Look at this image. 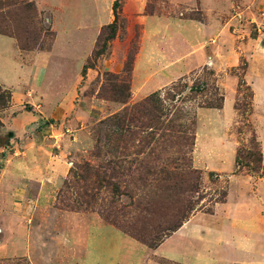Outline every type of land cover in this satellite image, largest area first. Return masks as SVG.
I'll use <instances>...</instances> for the list:
<instances>
[{"label": "rangeland", "instance_id": "1", "mask_svg": "<svg viewBox=\"0 0 264 264\" xmlns=\"http://www.w3.org/2000/svg\"><path fill=\"white\" fill-rule=\"evenodd\" d=\"M0 1V27L16 39L25 63H34L29 57L34 52H51L56 42L55 57L45 67L51 90L47 108L75 95V108H67L62 120L40 119L38 104L25 106L39 121L30 126L29 136L44 127L71 129L63 147L70 172L49 180L46 199L30 200V194L26 203L33 216L25 215L23 225H14L21 228L22 234L16 230L21 242L35 226L42 240L67 245L75 240L81 218L68 227L53 226L56 214L45 212L52 205L70 218L86 217L83 234L88 241L91 227L108 228L109 233L100 228L93 234L109 246L105 261L96 246L98 264H264V76L257 72L264 70V0H219L221 17L203 8L201 0H119L116 18L117 0H45L41 6L39 0ZM149 17L175 19L185 26L178 40L155 35L154 41L160 56L166 57L172 47L171 63L185 67V75L144 88L146 83L138 81L145 78L148 65L143 57L136 68V60ZM115 19V38L95 57L104 30ZM219 19L225 29L217 37L194 42L191 21L213 25ZM13 49L4 44L3 57ZM222 96L224 107L214 108L222 104ZM150 97L151 104L140 106ZM130 110L145 120L130 123L131 133L117 146L110 138L119 130L109 120ZM22 119L18 117L20 126ZM12 137L0 126V144ZM259 152L260 164L255 161ZM0 203L5 210L16 206L13 200ZM38 206L45 213L33 211ZM235 210L253 212L258 225L253 232L230 228L226 220L232 218L226 214ZM5 221L2 214L0 222ZM182 222L181 228L192 223L195 233L178 237V231L166 232ZM138 234L163 240L150 248ZM181 242L184 249H179ZM20 246L25 248L26 242ZM62 252L50 257V264H81L73 245ZM7 256H0V264H31L23 255Z\"/></svg>", "mask_w": 264, "mask_h": 264}, {"label": "crops", "instance_id": "2", "mask_svg": "<svg viewBox=\"0 0 264 264\" xmlns=\"http://www.w3.org/2000/svg\"><path fill=\"white\" fill-rule=\"evenodd\" d=\"M43 2H45V0H39L38 5L41 6ZM171 2L179 3L180 1L171 0ZM188 2H193V0H188ZM201 3L203 8L214 9L213 15L221 17L219 9L221 7V1L209 0L210 4L206 5L205 0H201ZM147 19L143 46L137 57L138 60H136V68L137 61L139 62L143 57L148 65L145 78H143L142 82L138 81L142 86L146 83L144 88L154 87L156 85L155 80H157V82L162 79L170 80L172 77L178 76L179 73L185 75V67L182 69L179 67L177 68L171 63L174 59L171 58V55L174 54L172 47L170 53L166 55V57L163 55L160 56L158 54L157 42H154L155 35H158L161 39L164 38L165 40L171 38L169 41L178 40L181 35L179 34V31L185 26L181 25L180 22L175 19L174 22L157 17H149ZM191 23L192 24L189 26V32L192 33L193 36L190 37L198 44L201 42V39L211 40L213 37H217V35L220 34L218 32L225 29V25L220 19L213 25H205L198 23L197 21H191ZM199 24H202V26L204 25L203 28L200 27ZM158 31H161V34H157ZM196 35H198L199 39ZM191 38H189L190 41ZM4 44L13 45L15 47L13 52L6 54L5 58L2 54L4 53V50H1ZM55 47L56 42L51 52H34L29 55V57H31L30 59H32L31 62H34V65H28L29 63H25L22 58V53L18 47L16 39L0 35V85L5 89L11 90L13 95L11 106L0 111V126L2 130H4L5 133L13 135L6 145H3L4 143L0 144V163H2L0 168V202L13 200L14 205H16L12 207V209L6 208V210L0 205V216L3 214L6 219L5 222H0L2 227L0 229L2 239L0 242V256L9 254L7 257L16 258L23 255L28 257V261L31 264H50V257H57L63 253V249H67L69 246L73 245L77 258L80 259L81 264L84 263V260H86L85 264H94V261L97 260L95 252L100 249L101 254L99 257L102 256L103 261H105L108 257L109 246L106 241L105 243H99L96 241L93 234L96 229L101 228L108 233L109 230L106 226L102 225V227H98L97 225H95L96 227H91L92 234L88 241L87 235L84 238L83 234V232L86 233V222H84V220L87 219L86 217L80 216L70 218L71 215L65 216L66 214L61 213L60 209H57L52 205L47 207V211H45L46 213H51L53 216L56 214L51 223L53 226L58 225L68 227L72 224V219H74L73 221L76 223L80 221L81 218L82 223L78 225L80 228L78 230L76 229L74 233L75 240H72L69 245H67L68 242L65 241H47L40 239L41 231L37 230V226H35L31 227V229L29 228L28 232H25L27 239L24 241L26 242V246L23 248V246L20 245H23L24 242L19 240V235L16 232L17 230L19 234H22L21 228L20 230L19 228H14V225L16 224H24H22V222H24L23 219H25V215L33 216L34 214L30 211V208L26 203L28 202L27 200L30 194L33 193L32 196H36H33V198L31 196V198H29L30 200L46 199V192L51 188L50 183H48L49 180L53 181L56 180V178H65L70 172L65 164L66 149H63V147L66 146L65 137L71 135V129L44 127L40 130L38 129L35 135L29 136L30 126L37 125L39 121H37V118L30 116L29 112L24 111L26 105L38 104V107L43 109V112L38 113L40 119L47 120L49 117L52 118L53 116H57V119L62 120L63 117L66 116L67 108H75L73 103L75 100L74 93L71 94L72 97L70 99H65L64 97L57 105L50 109H48L46 105V103L49 102L51 90L49 87L50 85L47 84L49 79L48 69H45V67L49 60L55 57L53 56ZM212 58L213 57L210 56V60H212ZM176 60L178 61L177 58ZM201 60L202 59H199V62ZM50 63L51 61L49 64ZM167 63L171 65H166ZM262 68L264 69V66ZM55 69L58 70L57 67H55ZM257 72H260L259 74L262 73L261 77L264 76V70L262 72ZM157 74L159 75L158 78H153V76ZM150 80H154L152 81V84H149ZM257 96L258 95L256 94L255 100L257 99ZM18 117H23L22 120L24 123L21 126L17 124ZM51 129L54 130L52 131ZM51 142L53 143L51 144ZM54 147H57L58 150ZM4 157L5 159H3ZM49 199L51 201L53 197L50 195ZM43 210L44 208L38 206L34 207L33 211H36L39 215L45 213ZM226 215V217L232 218L231 220H226L230 222V228L232 229H240V226H242V228L246 227L248 229L246 232L251 233L253 232V228L258 226L256 225V220L253 218V212L250 213L244 210H235L234 212L230 211V214ZM197 217L198 216H196V218ZM20 219L22 222H20ZM27 219L31 222V218ZM27 219L26 223L30 224ZM47 219H49V217H47ZM89 222L92 221L89 220ZM191 225L192 223L188 224V226H184L185 229L183 227L178 230V237H180L181 234L193 235L197 228L193 227V229H191ZM6 242L9 243V246H5ZM188 244L189 243H187V245ZM179 246V249L185 248L183 242L179 243ZM238 252L240 253L239 250ZM99 257L98 259H100ZM239 257L244 261L241 255ZM34 259L37 260V262H34ZM169 259L173 260L174 257H170ZM250 261L253 262V259ZM96 264H98V260ZM103 264H106V262Z\"/></svg>", "mask_w": 264, "mask_h": 264}, {"label": "trees", "instance_id": "3", "mask_svg": "<svg viewBox=\"0 0 264 264\" xmlns=\"http://www.w3.org/2000/svg\"><path fill=\"white\" fill-rule=\"evenodd\" d=\"M2 4H3L2 1H0V5H2ZM119 5H120V1L117 0L114 3V6H113V11H114V14H115V18L117 17ZM116 21L117 20L115 19V22L113 24L107 26L106 29L104 30L103 37H102V42H103L102 43V48H100V50H98L95 53V55H94L95 57L96 56L103 55L104 52H105V48H106L105 46H107V43L111 39L115 38V35H116V25H117L116 24ZM0 35L8 36V34L1 27H0ZM9 37H11V36H9ZM103 46H104V48H103ZM113 92H114V90H113ZM11 93L12 92L9 91L8 89H5L4 87L0 86V111L1 110H4V109H7L8 107H10V105L12 103V94ZM221 99H222V104L219 105V106H216L214 108L222 109L224 107V99H223V96H222ZM126 101L127 100L125 99L124 100V103H126ZM153 101H154V97H150L147 100H145L144 103H141L140 106L149 105ZM144 120L145 119H143V116L141 118H135L133 116L132 110L126 111L125 113L116 114L111 120H109V122L110 123L111 122H114L113 125H115L116 127H118L117 129L119 131H118V134L114 138H110V141L113 140L116 143V145L119 146L121 144V142H124L125 141L126 135L129 134V133H131V131H130V129H131L130 123H135V122L140 121V123L142 124ZM255 161H256V163H259V164L262 162V154L260 152L258 153V158L256 157ZM110 164H112V162H110ZM237 164H238V166H240V164H241L240 161H239V158L237 160ZM246 165H249V164L247 163ZM102 180L104 181V177H102ZM192 210H194V209H192ZM182 226H183V222L181 224L175 226L174 228H168L166 230V232H176ZM166 236H168L167 233L165 234V237ZM136 237L139 240L143 241L145 244H147L148 247H150V248L159 247V245L161 244V242L163 240V236H157L154 239L153 238L152 239H149L145 235L138 234V235H136Z\"/></svg>", "mask_w": 264, "mask_h": 264}]
</instances>
